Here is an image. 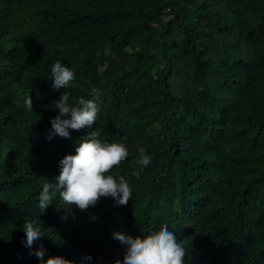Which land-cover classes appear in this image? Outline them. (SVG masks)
Returning <instances> with one entry per match:
<instances>
[{
    "label": "trees",
    "instance_id": "16d2710c",
    "mask_svg": "<svg viewBox=\"0 0 264 264\" xmlns=\"http://www.w3.org/2000/svg\"><path fill=\"white\" fill-rule=\"evenodd\" d=\"M57 61L75 73L70 103L102 95L91 127L48 139ZM94 130L128 149L110 173L128 204L81 211L57 192L40 214L43 184ZM25 220L45 233L31 247ZM163 225L185 264H264V0H0V264H41V245L45 260L115 264V232Z\"/></svg>",
    "mask_w": 264,
    "mask_h": 264
},
{
    "label": "clouds",
    "instance_id": "9594fccd",
    "mask_svg": "<svg viewBox=\"0 0 264 264\" xmlns=\"http://www.w3.org/2000/svg\"><path fill=\"white\" fill-rule=\"evenodd\" d=\"M51 74L54 80L53 89L59 91L63 88L65 91L52 103V107L58 109V115L51 119L52 131L48 139L54 135L70 138V129L79 131L91 127L97 121L100 112L97 101L100 100L102 93L99 89H92L95 99L80 98L78 102L70 103L66 89L69 86H76L74 71L57 61L52 65ZM24 106L29 111L33 110L31 95L25 98ZM99 135L100 133L95 130L90 132L86 139L76 146L75 154H68L60 161L59 175L51 183H44L39 194L37 206L40 214L53 203V197L57 192L64 204L75 206L81 211L95 206L101 197L111 196L118 205L128 204L132 195L128 180L123 175L117 179L110 174L127 159L128 149L122 143H104L98 138ZM137 162L142 166H147L151 162V157L146 154L143 147L139 149ZM63 218L67 219V216ZM23 228L28 247L45 234L35 220H25ZM113 238L127 246L124 259L122 261L117 259L115 264H185V257L188 255L186 246L182 241H178L175 233L170 231L167 225L141 236L115 232ZM45 252L46 249L41 245L34 253L41 264H74V261L63 256H50L45 260Z\"/></svg>",
    "mask_w": 264,
    "mask_h": 264
}]
</instances>
